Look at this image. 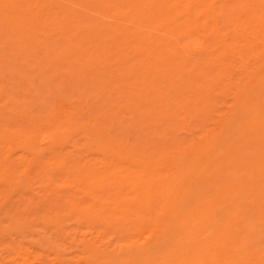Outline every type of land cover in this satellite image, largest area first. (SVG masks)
Instances as JSON below:
<instances>
[{"label":"rangeland","instance_id":"rangeland-1","mask_svg":"<svg viewBox=\"0 0 264 264\" xmlns=\"http://www.w3.org/2000/svg\"><path fill=\"white\" fill-rule=\"evenodd\" d=\"M263 11L0 0V264H264Z\"/></svg>","mask_w":264,"mask_h":264},{"label":"bare ground","instance_id":"bare-ground-1","mask_svg":"<svg viewBox=\"0 0 264 264\" xmlns=\"http://www.w3.org/2000/svg\"><path fill=\"white\" fill-rule=\"evenodd\" d=\"M169 1H170V0H169ZM181 1H182V0H181ZM213 3H214V2H213ZM192 4H193V3H192ZM157 5H158V4H157ZM157 5H156V6H157ZM226 5H227V4H226ZM166 6H167V5H166ZM173 6H174V5H173ZM199 6H200V5H199ZM189 7H190V4H189ZM225 7H226V6H225ZM138 8H139V7H138ZM138 8H137V9H138ZM158 8H159V7H158ZM187 8H188V7H187ZM160 9H161V8H160ZM166 9H167V8H166ZM192 9H193V8H192ZM199 9H200V8H199ZM225 9H226V8H225ZM225 9H224V10H225ZM139 10H140V9H139ZM141 10H142V9H141ZM143 10H144V9H143ZM149 10H152V9H149ZM152 11H153V10H152ZM182 12H183V11H182ZM182 12H181V14H182ZM263 12H264V11H263ZM263 12H261V13H263ZM157 13H158V12H157ZM193 13H194V12H193ZM247 13H248V12H247ZM194 14H195V13H194ZM184 15H185V14H184ZM247 16H248V15H247ZM179 17H180V16H179ZM245 17H246V16H245ZM184 18H185V17H184ZM203 18H204V17H203ZM248 18H249V17H248ZM183 20H184V19H183ZM250 20H251V19H250ZM226 21H227V20H226ZM117 22H118V21H117ZM180 22H181V21H180ZM198 23H199V22H198ZM166 24H167V23H166ZM249 24H250V23H249ZM208 25H210V24H208ZM171 27H172V26H171ZM182 27H183V26H182ZM197 27H198V26H197ZM123 28H124V27H123ZM123 28H122V29H123ZM195 32H197V31H195ZM198 32H199V31H198ZM198 32H197V33H198ZM197 33H196V34H197ZM199 33H200V32H199ZM154 34H155V33H154ZM193 34H194V33H193ZM215 35H217V34H215ZM217 36H218V35H217ZM162 37H163V36H162ZM191 37H192V36H191ZM124 38H125V37H124ZM125 39L127 40V38H125ZM162 39H163V38H162ZM196 39H198V38H196ZM260 39H261V38H260ZM122 40H123V39H122ZM199 40H200V39H199ZM250 40H251V39H250ZM261 40H262V39H261ZM201 41H202V40H201ZM248 41H249V40H248ZM248 41H247V42H248ZM255 41H256V40H255ZM263 41H264V40H263ZM199 42H200V41H199ZM256 42H257V41H256ZM261 43H262V42H261ZM250 44H251V43H250ZM216 45H217V44H216ZM255 45H256V44H255ZM218 46H219V45H218ZM214 47H215V46H214ZM218 57H219V56H218ZM238 60H239V59H238ZM238 62H239V61H238ZM240 62H241V61H240ZM216 159H217V158H216ZM37 163H38V162H37ZM39 163H40V162H39ZM160 164H161V163H160ZM160 164H159V165H160ZM131 165H132V164H131ZM135 166H136V165H135ZM23 171H24V170H23ZM211 171H212V170H211ZM21 173H23V172H21ZM18 177H19V176H18ZM17 181H18V180H17ZM191 212H192V211H191ZM190 214H191V213H190ZM189 217H190V216H189ZM142 237H144V235H143ZM145 239H146V237H145ZM146 240H147V239H146ZM54 247H56V246H54ZM57 248H58V247H57ZM194 260H195V259H194Z\"/></svg>","mask_w":264,"mask_h":264}]
</instances>
